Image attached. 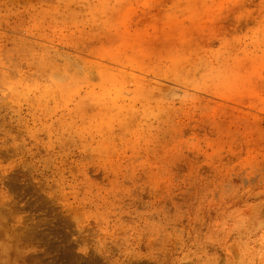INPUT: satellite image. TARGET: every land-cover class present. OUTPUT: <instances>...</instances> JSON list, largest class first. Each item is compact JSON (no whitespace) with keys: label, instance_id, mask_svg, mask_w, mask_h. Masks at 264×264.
Here are the masks:
<instances>
[{"label":"rangeland","instance_id":"1","mask_svg":"<svg viewBox=\"0 0 264 264\" xmlns=\"http://www.w3.org/2000/svg\"><path fill=\"white\" fill-rule=\"evenodd\" d=\"M0 264H264V0H0Z\"/></svg>","mask_w":264,"mask_h":264}]
</instances>
